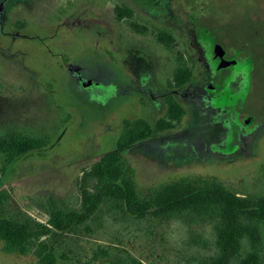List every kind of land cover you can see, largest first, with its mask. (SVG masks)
<instances>
[{
  "label": "rangeland",
  "instance_id": "374dc122",
  "mask_svg": "<svg viewBox=\"0 0 264 264\" xmlns=\"http://www.w3.org/2000/svg\"><path fill=\"white\" fill-rule=\"evenodd\" d=\"M117 7L132 16L118 21ZM215 42L242 68L213 80L239 100L234 105L207 93ZM78 64L86 66L82 84L71 73ZM179 70L192 73L181 87ZM170 95L184 116L124 154L140 198L178 182H219L242 197L264 196V0H0V138L47 142L42 155L10 162L0 153V215L32 231L56 213L71 222L33 238L26 256L5 252L0 241V264H40L47 253L58 264L210 262L217 252L212 207L154 208L139 218L116 199H95L97 181L83 179L115 148L126 120L154 124L169 116ZM238 112L246 131L232 116ZM83 188L94 207L80 223L73 216L87 213ZM249 226L241 256L254 251L264 260V222Z\"/></svg>",
  "mask_w": 264,
  "mask_h": 264
},
{
  "label": "trees",
  "instance_id": "16d2710c",
  "mask_svg": "<svg viewBox=\"0 0 264 264\" xmlns=\"http://www.w3.org/2000/svg\"><path fill=\"white\" fill-rule=\"evenodd\" d=\"M116 19L122 20L125 16H132V12L121 7L115 9ZM134 27L139 28L137 25ZM171 38L161 34L159 40L169 45ZM192 73L188 70H179L175 77V86L181 87L191 79ZM172 87V84H169ZM168 115L160 118L154 124L144 119L134 121L126 120L124 130L120 135L113 150L103 154L88 172H83V179L94 178L97 181L98 192L94 195L98 200L102 197L116 199L123 210L132 216L143 218L151 209L156 208L160 213H182L189 210L212 207L216 216V256L206 264H264L260 254L251 251L246 256H241V249L246 234L250 232V224L264 222V196L258 199L239 196L219 182L209 186H197L191 182H178L163 186L150 200L141 199L135 190L132 181L133 169L124 160L126 151L143 141L150 139L156 132H165L172 129L175 121H179L185 114L184 108L173 96L166 98ZM47 142L40 138H27L11 135L0 138V153L5 154L8 161L16 158H25L34 153L42 155ZM85 198L84 206L87 213L74 215L80 223L90 217L93 212L92 197L86 188H83ZM1 196V194H0ZM61 213L53 215L49 226L58 230H65L70 221H65ZM73 220V218H72ZM74 221V220H73ZM32 231L30 223L13 220L0 215V241L7 253L28 255L30 241L33 238L41 239L50 234L51 228L42 223H36ZM45 247L42 245V248ZM40 264H58L53 253L41 256ZM107 264H120L108 262Z\"/></svg>",
  "mask_w": 264,
  "mask_h": 264
},
{
  "label": "flooded vegetation",
  "instance_id": "af4514ba",
  "mask_svg": "<svg viewBox=\"0 0 264 264\" xmlns=\"http://www.w3.org/2000/svg\"><path fill=\"white\" fill-rule=\"evenodd\" d=\"M215 47V49H216V47L217 46H220V44H217L216 42H215V45H214ZM228 54H227V52H224V56H223V58H221V57H219V56H216V55H214L215 56V62H216V64H215V68H211V72H212V78H211V81H210V83L209 84H212L213 85V90H210L209 89V91L207 92L209 95H214V96H216L217 97V99H220V100H223L224 102L225 101H231V104H237V102L239 101V100H237V98L236 99H234L232 96H229L228 94H226V92H225V90H223V89H220V88H218V86L217 85H214V79H222V72H223V70H228L229 71V74L230 75H239V73L241 72V66H240V62L238 61V60H236V59H234L233 57H231V56H227ZM246 58L247 59H250L251 61H252V59L249 57V55L246 53ZM246 58H245V60H246ZM222 59H225L226 61H228V62H231V61H233L234 63H232V64H230L229 66H227V67H221V62H222ZM247 61V60H246ZM248 63H249V61H248ZM71 66H73V67H75L74 68V72L73 71H71V73H72V75H77V77H78V82L77 83H79V84H82V82L80 81V78H79V74L84 78L85 77V74H84V72H85V69H86V66L84 65H81V64H78V65H71ZM70 78V77H69ZM85 79H86V77H85ZM87 80V79H86ZM88 81V80H87ZM95 85V84H94ZM94 86H92V87H89V88H93ZM232 93H234V92H232ZM211 99V97H209V100ZM232 116H237V119H238V125H239V128L241 129V130H243V131H246V129L248 128L247 127V123H246V121H243V119L240 117V116H242L239 112L238 113H234ZM246 116V115H245ZM252 122H253V120H251L250 121V124H252Z\"/></svg>",
  "mask_w": 264,
  "mask_h": 264
},
{
  "label": "water",
  "instance_id": "95a60500",
  "mask_svg": "<svg viewBox=\"0 0 264 264\" xmlns=\"http://www.w3.org/2000/svg\"><path fill=\"white\" fill-rule=\"evenodd\" d=\"M215 54H216L217 56L223 58V56H224V51H223V49H222L221 46H217V47H216V49H215ZM232 63H234V62H233V61L228 62V61H226L225 59H222V62H221L220 65H221V67L223 68V67H227V66H229V65L232 64ZM91 83H92L91 81H89L88 83H84V84H83V87L86 88V87L89 86Z\"/></svg>",
  "mask_w": 264,
  "mask_h": 264
}]
</instances>
